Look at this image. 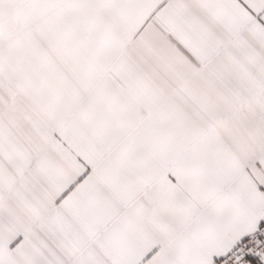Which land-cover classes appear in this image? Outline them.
I'll return each mask as SVG.
<instances>
[{
	"label": "snow or ice",
	"instance_id": "1",
	"mask_svg": "<svg viewBox=\"0 0 264 264\" xmlns=\"http://www.w3.org/2000/svg\"><path fill=\"white\" fill-rule=\"evenodd\" d=\"M0 264H264V0H0Z\"/></svg>",
	"mask_w": 264,
	"mask_h": 264
}]
</instances>
